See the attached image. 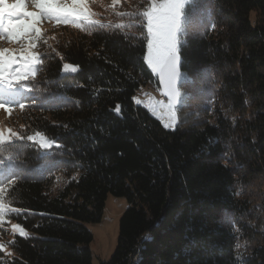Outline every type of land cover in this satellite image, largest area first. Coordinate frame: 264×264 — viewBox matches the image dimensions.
<instances>
[{
    "label": "trees",
    "instance_id": "trees-1",
    "mask_svg": "<svg viewBox=\"0 0 264 264\" xmlns=\"http://www.w3.org/2000/svg\"><path fill=\"white\" fill-rule=\"evenodd\" d=\"M111 2L87 0L91 18L111 27L54 18L65 33L47 41L35 77L22 81L31 91L6 104L30 134L55 144L17 141L0 152L14 173V183L0 184L10 209L2 216L28 231L13 236L10 253L0 247V264H92L88 224L102 222L109 194L128 207L101 264H264V246L236 259L247 212L238 186L264 174V21L250 16L264 14V0L187 3L179 88L193 86L204 103L202 116L174 129L134 99L158 82L143 17L119 13L150 0ZM57 173L71 178L53 194Z\"/></svg>",
    "mask_w": 264,
    "mask_h": 264
},
{
    "label": "rangeland",
    "instance_id": "rangeland-1",
    "mask_svg": "<svg viewBox=\"0 0 264 264\" xmlns=\"http://www.w3.org/2000/svg\"><path fill=\"white\" fill-rule=\"evenodd\" d=\"M17 2H19V0H6V3L8 4ZM48 2L59 4L67 3L69 5L72 4V0H48ZM162 2H164V0H157V3ZM111 3L114 6H118L121 4V0H116L115 3H113L112 0ZM24 6L29 12H40V9L36 7L33 0H24ZM250 16L253 21H264V14L261 12L252 11ZM6 19L7 16H5V20ZM23 19L27 22L28 25H34L35 28L40 29V39L36 40L34 44L30 43L31 37L35 35L34 29L32 27H21L13 29L5 28L4 31H0V50H3L6 67L5 75H7L8 72H12L13 75H15L16 70L27 72L28 68H21V64L23 63L21 57H27L31 53H36L38 54L40 59V53L45 50L44 46L45 44H47V41L52 39L56 35L61 36L62 33H65L63 26L60 23L56 22L54 17L48 18L44 16H37L35 18L24 17ZM14 22L16 24L21 23V21L18 20ZM179 39L181 44V36L179 37ZM147 56L148 43L146 57ZM38 64H35V66L32 68V71L35 72V75ZM148 66L157 76L158 73L154 71L149 64ZM34 77L30 76L29 79H32ZM157 85L158 83L149 84L145 88L141 89V91L147 89L148 94L143 96L141 95V93L137 92V94L134 96V99L138 104L142 105L153 118L159 120L161 122V125L165 129H174L179 123L186 124L194 120L195 118L202 116V112L200 109H202L204 102L200 98L195 97L196 91L193 86L185 85L182 87V109L179 111L176 105L171 110L167 107V105H169L171 102L170 100H166L163 102L160 101L156 89ZM156 101H160L162 102V104L157 105ZM211 104L212 106H215V103L212 102ZM252 104H254V101L252 102ZM227 108V111L231 117H234L236 114H238V112L232 111L229 106ZM9 109H11L10 112ZM250 109H252V106L250 107ZM172 112L175 113V116L177 118L175 127H166V125L172 123ZM246 115L247 117H250L249 113H246ZM0 127L12 129L20 137H23V139L19 140L13 138V140L10 142L0 144V152L4 147H12L13 143L17 141H29V146H32L37 150L44 149L39 143V137L31 141L27 139L28 136H36L37 133L30 134V131H27V129L23 126V124L21 123V113L18 108L16 109L7 105L6 107L0 108ZM48 140L53 141L50 138H48ZM70 178L71 176H67L63 173H57L56 179L50 186L49 191L53 194L57 193L58 190L70 180ZM238 194L239 198L244 202L247 209V212L245 213L243 219L239 220L238 227L239 247H237V254L240 255L241 259H243L250 255L255 248L264 246V174L252 177V179L247 184L240 182L238 186ZM127 207L128 201L126 198L109 194L106 200L105 214L102 222L96 224H88V227L93 234V241L90 244L93 254L92 264H101L102 260H108L114 253L118 241L120 217ZM17 225L19 224H17L15 221L8 220L7 218L0 216V245H3L2 249L6 253L11 252L9 243L12 241L13 236L15 234H20L16 230L15 226ZM21 228L28 234V231H26L23 227Z\"/></svg>",
    "mask_w": 264,
    "mask_h": 264
},
{
    "label": "snow or ice",
    "instance_id": "snow-or-ice-1",
    "mask_svg": "<svg viewBox=\"0 0 264 264\" xmlns=\"http://www.w3.org/2000/svg\"><path fill=\"white\" fill-rule=\"evenodd\" d=\"M36 7L40 9V12H29L24 6V0H19L17 3L8 4L6 0H0V31H4L5 28H21V27H32L34 29L35 35L31 37L30 43L34 44L36 40L40 39V29L35 28L34 25H28L24 21V17H37L44 16L48 18H56L59 20L72 19L75 21V27H82L81 21L87 24L99 25L100 27H111L112 25H103L99 20H93L91 17L95 13L91 12L87 6V0H72V4L69 5L51 3L48 0H33ZM116 0H113L115 3ZM194 3V0H164L162 3H157V0H151L149 5L140 10L137 13L127 12L119 13V15L133 16L138 15L143 17V24L147 28L148 35V56L146 57L148 64L156 71L161 77L162 82L165 85L166 92L170 97V104L167 107L171 110L176 104L180 102L181 93L178 88V82L182 78V73L180 72V39L181 35L186 33L187 24L189 22V15L185 13L186 3ZM5 16L7 19L5 20ZM21 21L20 24H16L14 21ZM131 27L132 25L117 24L115 27L124 28ZM214 26V25H213ZM21 68H28L27 72H21L19 70L15 71V75L12 72H8L5 75L6 67L3 55V50H0V108L6 107L7 103L15 102V97L17 95L23 96L26 91H31L27 88L26 84L22 81L29 79L30 76L34 77L35 72L32 68L35 64L40 63L38 54L31 53L27 57L22 56ZM64 70L66 72H76L78 71V66H73L69 64L64 65ZM7 97V99H6ZM139 102V101H138ZM157 105L162 104L160 101H156ZM21 108L24 107L23 104L20 105ZM11 109H9V112ZM119 112V107L116 109ZM172 123L166 125V127L174 128L176 123L175 113L172 112ZM39 137V143L44 149H49L55 143V141L48 140L47 137L40 133L36 136H28V140H35ZM13 138L19 140L23 139L12 129H6L0 127V144L10 142ZM59 147V145H57ZM8 160H12L11 154L7 156ZM0 184H11L14 183L12 177L14 173L7 172L6 163L4 159H0ZM4 188H0V216H2L6 211H9V206L3 200ZM15 211V209H11ZM16 230L22 236H27V233L19 226H15ZM146 239H150L146 237ZM3 247V245H0ZM239 247V245H237ZM237 260L241 257L239 254L236 256Z\"/></svg>",
    "mask_w": 264,
    "mask_h": 264
},
{
    "label": "water",
    "instance_id": "water-1",
    "mask_svg": "<svg viewBox=\"0 0 264 264\" xmlns=\"http://www.w3.org/2000/svg\"><path fill=\"white\" fill-rule=\"evenodd\" d=\"M179 67H180V66H179ZM180 72L182 73L181 68H180ZM156 79H157L158 85H159V87H160V89H161V92H162L163 95L167 98V100H170V97L168 96V94H167V92H166L165 85H164V83L162 82L161 77L159 76V74L156 76ZM181 80H182V78H181ZM181 80L178 82V88H179V86H180V82H181ZM179 91H180V88H179ZM180 93H181V91H180ZM170 101H171V100H170ZM179 105H181V99H180V102H179L178 104H176L177 107H178Z\"/></svg>",
    "mask_w": 264,
    "mask_h": 264
},
{
    "label": "built area",
    "instance_id": "built-area-1",
    "mask_svg": "<svg viewBox=\"0 0 264 264\" xmlns=\"http://www.w3.org/2000/svg\"><path fill=\"white\" fill-rule=\"evenodd\" d=\"M158 89H159V99H160V101H166L167 100V98L163 95V93L161 92V89H160V87L159 86H156ZM139 93H141V95H143V96H145V94L142 92V91H140Z\"/></svg>",
    "mask_w": 264,
    "mask_h": 264
},
{
    "label": "bare ground",
    "instance_id": "bare-ground-1",
    "mask_svg": "<svg viewBox=\"0 0 264 264\" xmlns=\"http://www.w3.org/2000/svg\"><path fill=\"white\" fill-rule=\"evenodd\" d=\"M157 86H159V85H157ZM156 89H157V92H158V97H159V89L156 87ZM142 92L145 94V95H147L148 94V91H147V89H145V90H142Z\"/></svg>",
    "mask_w": 264,
    "mask_h": 264
}]
</instances>
